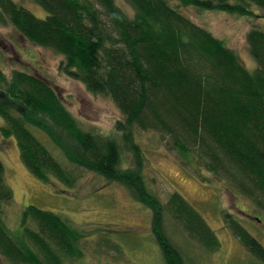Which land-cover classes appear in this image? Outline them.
Segmentation results:
<instances>
[{"label": "trees", "instance_id": "16d2710c", "mask_svg": "<svg viewBox=\"0 0 264 264\" xmlns=\"http://www.w3.org/2000/svg\"><path fill=\"white\" fill-rule=\"evenodd\" d=\"M46 12L39 18L14 0H0V22L30 43L63 58L59 69L95 94L110 97L123 119L116 131L84 129L56 91L27 72L8 75L0 67V128L14 137L22 162L39 180L69 187L78 175L67 169L36 136L47 134L67 160L123 186L150 208L152 228L165 264H185L164 231L171 216L210 251L221 242L204 217L178 192L165 204L150 190L146 158L135 129L158 133L204 182L224 181L235 195L264 214V30L252 28L247 44L258 67L247 69L227 43L196 24L171 0H31ZM182 7L255 17L264 0H177ZM125 153L132 160L124 163ZM13 201L0 159V256L10 264H65L83 256L87 237L62 216L28 206L17 237L4 219ZM225 223L264 264L261 244L231 214ZM259 221L260 218H257ZM30 223L37 225L32 228ZM107 249L111 246L105 243Z\"/></svg>", "mask_w": 264, "mask_h": 264}, {"label": "rangeland", "instance_id": "374dc122", "mask_svg": "<svg viewBox=\"0 0 264 264\" xmlns=\"http://www.w3.org/2000/svg\"><path fill=\"white\" fill-rule=\"evenodd\" d=\"M14 1L39 18L46 16L45 10L31 0ZM171 1L196 24L224 40L247 69L254 71L258 67L249 51L247 34L254 26L264 30L263 11L253 7L257 16L243 17L219 11H198L180 6L177 0ZM116 2L130 12L126 0ZM62 58L50 49L30 43L12 25L0 22V67L8 77L13 71L34 75L56 91L84 129L94 128L104 134L116 131V123L123 116L114 101L106 95L90 92L82 81L61 72ZM2 125L0 118V128ZM33 130L53 155L78 175V182L69 187L55 179L51 183L39 180L22 162L16 139L4 138L0 131V159L5 167L6 183L13 191V201L4 221L13 235L17 237L21 230L25 209L35 206L68 219L86 233L87 237L80 244L83 256L67 257L65 264H165L163 250L152 231L151 209L135 201L120 184L75 167L47 134ZM135 135L145 154L144 172L150 190L165 204L174 192L181 194L204 217L221 242L218 251L205 249L167 214L165 234L180 251L185 264H260L231 232L224 216L231 214L264 245V214L256 213L245 197L235 196L226 182L200 180L158 133L135 129ZM131 160L125 153L124 163L128 165ZM256 218H260V222ZM30 226L37 228L34 223ZM0 264L10 263L0 256Z\"/></svg>", "mask_w": 264, "mask_h": 264}, {"label": "flooded vegetation", "instance_id": "af4514ba", "mask_svg": "<svg viewBox=\"0 0 264 264\" xmlns=\"http://www.w3.org/2000/svg\"><path fill=\"white\" fill-rule=\"evenodd\" d=\"M257 221H259L257 218H256ZM260 222V221H259ZM153 231V230H152ZM154 233V232H153ZM155 235V234H154ZM156 237V236H155Z\"/></svg>", "mask_w": 264, "mask_h": 264}]
</instances>
